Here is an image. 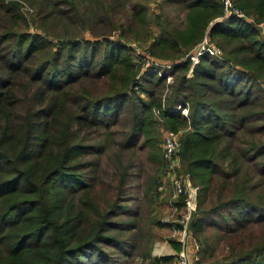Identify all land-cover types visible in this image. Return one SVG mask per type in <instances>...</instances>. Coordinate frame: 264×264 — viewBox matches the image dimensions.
I'll use <instances>...</instances> for the list:
<instances>
[{"label":"trees","instance_id":"1","mask_svg":"<svg viewBox=\"0 0 264 264\" xmlns=\"http://www.w3.org/2000/svg\"><path fill=\"white\" fill-rule=\"evenodd\" d=\"M164 3L178 21L154 24L150 0H0V264H126L104 246L151 264L175 258L151 253L166 227L156 214L117 219L133 199L126 150H150L144 197L149 208L157 199L166 162L154 108L174 130L189 128L179 157L199 187V264H264V0H233L246 18H224L222 0ZM207 36L223 55L204 54L188 77L187 55ZM133 42L171 67L142 80Z\"/></svg>","mask_w":264,"mask_h":264},{"label":"rangeland","instance_id":"2","mask_svg":"<svg viewBox=\"0 0 264 264\" xmlns=\"http://www.w3.org/2000/svg\"><path fill=\"white\" fill-rule=\"evenodd\" d=\"M150 11H151V18L153 20V23L155 24V17L157 16H164L166 18H169L170 20H177L178 21V17H177V13L175 11V8L170 7L167 3H164V0H150ZM24 12L26 13V15L29 16V18H31L32 16L30 14H32L34 12V9H32L30 7L29 4H25L24 5ZM36 17V15L34 16ZM181 19H183L184 17H180ZM179 18V19H180ZM180 19V20H181ZM154 27V25H153ZM156 28V27H154ZM34 28H32L33 30ZM154 31L156 32L157 30L154 29ZM264 36V33H263ZM207 38V40L209 42H211L212 44L218 46L215 42H212L211 39L207 36L205 37ZM204 38V39H205ZM129 42H132V40H130ZM149 44V43H148ZM147 43H130L131 46H133L134 48H131V54L133 57L138 56V53L141 52L142 56L146 57V61L144 63L145 66L141 65L142 69L144 68L145 70L147 68H150V66L148 65V61L151 60V56L150 53L148 52V45ZM220 47V46H218ZM221 48V47H220ZM136 49H138V51H136ZM222 49V48H221ZM223 52V49H222ZM223 55V54H222ZM155 58V57H154ZM141 61V60H138ZM168 61V60H166ZM167 63V62H164ZM141 69V70H142ZM140 70V71H141ZM142 72V80L147 79V77L152 74H147L146 72ZM193 73V68L191 66V69L189 70L188 73V77H191ZM158 74V73H157ZM164 73H161L160 75L162 76ZM158 74V76H160ZM174 83V78L172 75H167L166 76V83L165 86L163 88V92L161 95V98L163 97H167L171 94L172 92V88L170 85H172ZM145 84V83H143ZM148 86V85H147ZM139 94L142 98H144L145 100H148V97L145 93L140 92ZM164 99V98H163ZM166 103V100L164 99L163 103ZM185 108H177L176 112H181V114L183 116H185ZM154 114V113H153ZM189 115V114H188ZM124 119L122 118V120L120 121L119 125L114 126L113 129H123L125 127V124L127 122V115H123ZM153 119H154V124L152 126V136L155 137V132H157L156 134L160 136V146H161V155H162V159L165 160L164 158V151H163V144H164V139H165V135L168 131H172L174 133H176L178 135V138L180 139L181 142V138L183 136V134L188 131V129H184V127L179 128L178 130H174L173 128H171V124L168 123V120H163L162 118L157 117L155 114L153 115ZM150 129V128H149ZM117 140H119L121 138L120 134H117L116 136ZM144 138L142 139V141L140 142V144L144 141ZM181 147V146H180ZM118 150L117 147H114L112 149H110V155H114L115 152ZM180 151V148H179ZM150 150L149 149H144V150H140L139 148H136L134 151H129L126 150L125 154H126V159L131 158L133 160V165L131 168V172H132V176L130 179V183L128 186V193L131 196V198H133L132 200H130L128 203H126V206L129 207V211L128 214H124V215H120L117 219L120 221H132L134 220L133 218V213L134 210L139 211V217L138 219H142L143 215L146 214L148 211L152 212L153 215L156 214L157 217L161 218V221L166 225L165 228L162 229H158L155 228V233H157L158 235V240H156L155 242H153V244H151L150 248H151V253L153 255V253L155 252L156 249V253L161 252L162 250H164L163 246H167V250L169 249H174V247L171 245L170 241L171 240H179V236L175 234L174 231V226L179 220H181L183 218V216L186 214V208L184 205V198L182 196H175L174 193V189H173V185H172V177L176 176L178 177L181 182L183 184H187L193 187H197L198 188V198H199V187L195 186L194 183L191 181V178L188 176L189 174L185 173L183 171V165H182V161L181 158L179 157V152H178V156L179 157V163L177 160V166L175 168L174 171L169 172L170 166L171 164L166 162L165 168L162 169L160 171V176H161V183L160 185L157 187V199L155 201V204L149 208L146 198L144 197L145 194V180L148 178V174H153V166L152 163L150 162L148 155H149ZM116 158V156H114ZM115 160V159H114ZM108 164L112 165L111 160H107V155L104 158L103 164L101 166V169L105 170L106 172L110 173V170L107 168ZM163 186V189H160V187ZM183 203V205L181 204ZM133 212V213H132ZM196 213V212H195ZM195 215H193L192 219H191V224L192 221L195 218ZM148 220H150V217L147 216V228H149V224H148ZM192 231V230H191ZM134 234V232H126L124 233L125 237H129L132 236ZM196 239L197 236L195 235ZM179 242V241H178ZM200 242V241H198ZM163 245V246H162ZM182 246V244H181ZM104 249L112 256V258L114 260H117V262L120 263H126V264H151L150 259H145L143 260L141 255L138 254V251H132V255L128 258H126L125 256L121 255L120 252L104 246ZM183 246L181 247V250L178 251V254L182 251ZM130 247L128 248V251H130ZM167 250L161 252V255H153V257H163V256H175V258L167 263H163V264H179V259H178V255H174L173 252L171 251L170 255H167V253H165ZM207 260V259H206ZM200 261H202V254L200 253ZM199 261V262H200ZM206 261L201 262V264H205Z\"/></svg>","mask_w":264,"mask_h":264},{"label":"built area","instance_id":"3","mask_svg":"<svg viewBox=\"0 0 264 264\" xmlns=\"http://www.w3.org/2000/svg\"><path fill=\"white\" fill-rule=\"evenodd\" d=\"M222 2L224 4V12H225L224 18L230 17L232 14H235L240 18H246L243 12H240L239 10L234 8L233 0H222ZM204 54L220 57L222 56L223 52L220 47L212 44L207 40V38H205L187 55V58H189L192 61V68H194V66L200 62V59ZM138 55L142 56L141 52L138 53ZM143 61L145 63L146 61L145 56H143L142 62ZM153 61L154 60L152 59L149 60L148 65L150 66V68H153L154 72H159V74H161L162 69L171 67V64L169 63H164V62L155 63ZM144 68L142 72H144L145 70ZM147 69L145 70V72L147 71ZM179 108H182V106H179L178 109ZM153 112L157 117L161 118L160 109L154 108ZM188 114H189V110L188 108H186L184 115L188 117L189 116ZM180 146H181V142L180 139L178 138V135L172 131H168L165 135L163 151H164L165 161L171 164L169 172L175 170L176 166L178 165L177 160L179 163V157L177 156ZM176 176H173L171 178L174 193L175 196H182L184 198V205L186 208V214L183 216L181 220L176 222L179 224H176L174 226L175 234L180 237L178 241L183 246L182 251L178 254L179 264H199L201 245L191 231V219L195 214V212L197 211V206H198V195H197L198 188L187 184H183L181 180ZM160 189H163V186H161Z\"/></svg>","mask_w":264,"mask_h":264},{"label":"crops","instance_id":"4","mask_svg":"<svg viewBox=\"0 0 264 264\" xmlns=\"http://www.w3.org/2000/svg\"><path fill=\"white\" fill-rule=\"evenodd\" d=\"M162 246H163V245H162ZM163 247H164V250H162L161 252L167 250V246H166V245L163 246ZM171 251L173 252L174 255H178V251H177L176 249H169V248H168V250H167L165 253H167V255H170V254H171V253H170ZM161 252L156 253V249H155V252L153 253V255H156V254H157V255H158V254L161 255V254H160Z\"/></svg>","mask_w":264,"mask_h":264}]
</instances>
